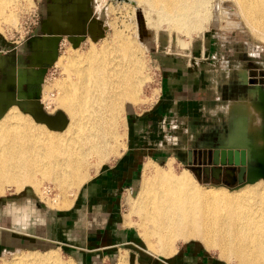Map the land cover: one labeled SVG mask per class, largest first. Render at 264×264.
<instances>
[{
  "label": "bare ground",
  "instance_id": "1",
  "mask_svg": "<svg viewBox=\"0 0 264 264\" xmlns=\"http://www.w3.org/2000/svg\"><path fill=\"white\" fill-rule=\"evenodd\" d=\"M137 1L139 6L144 4L156 11L157 20L167 23L172 35L202 33L203 23L211 19V0ZM230 1L244 27L264 44V0ZM10 2L0 0V18L9 19ZM27 2L20 9L29 8ZM142 13L148 24H155L157 20L143 8ZM127 35L117 36L112 44L93 46L87 56L68 49L59 59L68 73V81L61 85L64 97L60 104L70 117L64 131H52L45 123L36 124L16 110L0 119V195L11 188L19 192L25 185L40 187V179L54 185L62 205L69 208V196L76 195L91 177L89 171L97 172L107 159L119 155L127 137L123 130L124 105L137 102L142 87L150 80L145 51L132 34ZM258 92L251 86L242 92L239 103H231L230 112L238 114L235 119H239L240 131L237 129V146L232 140L226 147H243V133L252 127L254 136H249L255 140L248 139L252 144L246 149L256 153L263 149L264 132L257 121L258 114L263 116L256 100ZM173 164L171 160L163 169L152 161L148 163L139 194L133 200L132 213H143L137 220L138 234L150 253L170 257L177 251L178 241L199 240L208 251L219 249L227 261L264 264L262 180L229 192L222 187H203L187 169L178 175ZM22 255L9 264H63L53 251ZM127 261L124 254L118 264Z\"/></svg>",
  "mask_w": 264,
  "mask_h": 264
},
{
  "label": "rangeland",
  "instance_id": "2",
  "mask_svg": "<svg viewBox=\"0 0 264 264\" xmlns=\"http://www.w3.org/2000/svg\"><path fill=\"white\" fill-rule=\"evenodd\" d=\"M11 1L12 2H10V5L7 9L12 10V13L9 12L8 14L13 18L10 19L9 17L8 20L0 18L2 19L0 20V35L6 42H8L11 47H17L23 52V58L15 61L14 65L17 66L18 64L17 67H24L27 76H29V71H31V69L33 70L30 74L31 78L28 79V84L20 87V89L12 88V91L14 90V93L11 94L13 102L9 107L10 109H16V111H18L19 113L25 116H30L31 118H33L32 120L36 124L41 123L40 125L45 122L43 120H40L42 118L36 114V111H41L42 113L51 116L56 112H61L62 115H64V122L60 118L58 120L59 122L55 124H45L52 131H64L68 122L70 121V117L61 105L62 99L64 97V90L61 85L65 84V82L68 81L67 71H65L59 64V59L61 58V56H63L68 49L75 50L80 56H87L93 46H102L110 43L112 44L113 40H115L117 36H126L127 34L131 36L132 34L133 36L131 37H134L139 43L140 47L145 51V53L143 54V58L145 59L147 64L150 80L142 87L138 95L137 102L133 104L126 103L124 105L123 115L125 122L123 130L127 135V137H125V142H127V140L129 139V112L132 109H145L151 103H153L155 97L158 94L157 88L161 81V70L159 67V63L162 60L176 59L181 57L187 58L185 57V55L187 54L190 55L189 58L191 59V61L200 60L201 58L194 57H199L197 54V48L204 45L205 48H207V51L205 52V55L202 56V59L211 62L212 64H214V66H217L219 68L226 64V67L224 69L225 74H229L230 78L233 79L234 82L239 80L241 84L236 96L229 99V101H231L230 104L229 102L227 103L228 113L230 114L227 121L229 125L224 126L227 130L221 133L223 146H226L227 142H231L232 140V144H234L233 146H237L239 130L238 126L240 122L238 121L239 119H235L238 117V114L234 112L235 114L233 116V114L230 112V107L232 104L240 102L242 96L241 92L251 87L249 85H253L250 82L257 83L258 81L259 86L254 85V87H257V89L264 88V44L260 39L255 37L247 29V27H244L239 14L237 13L235 7L232 6L233 3H231L230 0H211V19L207 23H203L204 28L202 29V33H192L191 35L180 33L178 36L176 34L172 35L168 32L169 25H167V23L157 20L158 14L156 13V11L151 10V8L144 4L139 6L137 0H78L81 2V5H84L85 10L90 9L89 6L90 4L92 5V17L94 18L90 19V16H88L87 14L86 17L88 19L89 28L94 27V30L97 31L96 35L84 34L80 36L61 35V33H66L64 31H60V34H56L55 28L51 27L50 25V12L48 5L49 0H28L29 3L27 2V4H29L30 7L26 8L25 10L20 9L25 0ZM87 1L88 3H86ZM142 8L143 11L146 10L148 12L151 18L157 20L155 24L147 23L146 18L144 17V13H142ZM81 9L82 7H80V10ZM6 11L7 10H4L3 12L7 13ZM50 35H56V37ZM192 47L193 49H191ZM38 53H41V55H37ZM11 55L10 58H12ZM54 58L55 66L52 64ZM217 70L218 74L222 76L223 71L221 72V69ZM244 75H246L247 77L246 83L244 80ZM251 77L254 78L252 79ZM41 89L43 93V104L38 101ZM9 90L10 89H8V91ZM223 99L221 95V99L219 100L222 101ZM8 109L3 114H6L10 110ZM224 112L225 110L220 108L219 111H216L217 115H214L213 118L217 117L225 121L226 116ZM1 118L2 116L0 117V119ZM263 118L264 114L263 116L258 114L257 121L260 123L262 131L264 132ZM251 128L252 127H249V130H246L243 133L244 141L241 142L240 145L243 147L247 146L245 148L250 147V145L252 144L250 141L253 140L252 142H254L255 140V137H251L254 136L252 133H250ZM189 129L190 130H188V132L186 133L181 132V137L184 138L181 142H178L175 145L170 144L168 152L162 153L161 151H159L158 156H154L152 158L153 160H155L156 164L159 167L167 169V162L172 159L174 160L173 170L176 174L179 175L187 169L192 173L195 181L203 187H222L229 190V192L238 190L242 185L249 184H239L238 182L232 183L226 180L219 181L209 179V176L205 177L202 169L195 166L194 163L188 162L186 149L183 147L185 146V142L190 144L191 148H188V150H190L192 148H195V146L198 144V141L201 140V137L205 135V132L200 131L199 125L195 127H189ZM195 129L197 130L195 131ZM248 139L250 140L249 143L247 141ZM122 150L123 148L119 149L120 153L118 156H112L107 159L104 166L113 163L119 156H122L124 151ZM153 151L154 153L157 152V150ZM168 157H170V159H167ZM148 160L149 158L144 160V163L142 162L138 164L137 178L134 184L130 188H128L127 191L123 192L120 200V217L121 219H123L124 228L130 231L131 237L133 239L132 241L136 246L131 245L129 251L122 249L124 248V246H118L120 252H117V247L111 249L107 259L100 264H114V255L116 254V252L120 255L122 254V252H127V264H135L134 262H131V260H129L130 253L132 251L148 252V248L146 247L143 240H141V237L138 235V227H136L139 226L140 214L143 215V213H132L133 200L138 196V192L141 187L143 165ZM192 161H194V159ZM104 166H102L101 168H103ZM101 168H99L98 171H100ZM91 170L92 171H89L91 172L90 178L98 173V171L95 172L94 169ZM261 180L262 179L256 180L251 184H254ZM39 181L41 185L40 187L25 185V190L23 189L19 192H17L15 188L7 190L3 195H0V203L1 200H5V202L9 205L8 207L11 208L12 205H17V203L22 204V202L24 201L26 205L34 206L42 213H53L59 211L58 209H68V207H64L62 205V201L58 198V191L55 189L54 185L46 181H41L40 179ZM262 182L264 183L263 180ZM80 188L77 190L76 195L73 194L71 195V197L69 196V201H72V203H74ZM26 189H30L31 191H26ZM43 204L48 208L44 207ZM137 220L139 221L137 222ZM73 230V240H79L80 236L78 234H81V231L75 229ZM60 235L61 234L59 232L58 236ZM61 236L62 238H64L63 235ZM189 243L199 245L201 249L209 255L223 261L225 260V262H227L228 264L237 263V261L234 260H232V262L227 261V259L221 256V252L219 249H212L208 251L204 247V245H201L202 242L199 240L188 242L178 241L175 246L178 248ZM79 247L80 246L76 244H71L68 242L64 243L63 241H61L60 244L58 242L51 243L47 247L32 250H45L47 248L57 249L62 256V259L67 260L68 258H71L74 264H77L75 258L78 256L80 257L79 254L80 252H82ZM32 250L24 249L20 250V252H30ZM13 256L14 253L12 255L10 254V257L1 258L0 262L4 259H10ZM115 264H117V262Z\"/></svg>",
  "mask_w": 264,
  "mask_h": 264
},
{
  "label": "crops",
  "instance_id": "3",
  "mask_svg": "<svg viewBox=\"0 0 264 264\" xmlns=\"http://www.w3.org/2000/svg\"><path fill=\"white\" fill-rule=\"evenodd\" d=\"M80 1L49 0L50 25L55 28L56 34H60V31L66 32L61 35L69 36L97 34L94 27L89 28L86 17L88 15L90 19L94 18L92 5L90 4V9L85 10ZM80 7H82L81 10ZM206 51L207 48L204 45L197 48L199 57L194 58H201L200 60L191 61L190 55L187 54L185 55L187 58L162 60L159 63L161 81L157 88L158 94L153 103L145 109H132L129 112V139L125 142L122 156L109 165L104 166L105 163L98 173L84 183L70 208L58 209L59 211L53 213H42L34 206L26 205L24 201L22 204L17 203L9 208L5 200H1L0 256L4 251L39 249L51 243L60 244L61 241L80 246L79 249L82 250L80 257L75 258L77 264H100L107 259L111 249L117 247V252H120L118 246H124L122 249L129 251L131 245L135 244L130 231L124 228L123 219L120 217V200L123 192L134 184L138 164L144 163L147 158L149 160L145 162L143 169L151 161L156 163L152 158L158 156L159 151L168 152L170 144L175 145L184 139L181 137V132L186 133L190 130L189 127L199 125L200 131L205 132V135L201 137L195 148L190 149L193 151L192 160L194 159L191 163L203 169L212 164L209 159L210 150L220 141L221 133L227 130L224 126L229 125L227 121L230 114L227 103L229 99L236 96L241 84L239 80L234 82L229 74H225L226 64L219 68L203 60L202 56ZM22 53L21 49L11 47L0 35V115L2 117L9 111L16 110L10 109L3 114L13 102L12 88H16L13 82L14 71L18 66V62L17 66L14 62L23 58ZM54 61L55 58L53 65ZM217 69H221L224 76L219 75ZM31 71L27 76L23 68L22 81L25 85L28 78H31ZM221 95L222 99L224 98L222 101L219 100ZM220 108L225 110V121L217 117L213 118ZM183 147L186 153L188 148H191L187 142ZM153 150L157 152L154 153ZM231 173L229 172L230 175L234 174V172ZM224 174L225 172L219 176V181ZM209 179L217 180L210 175ZM28 190L31 191L26 189ZM73 229L81 231V234L76 233L80 236L79 240H73ZM59 232L64 238L61 235V237L58 236ZM51 251L58 254L63 264H74L71 258L62 259L59 251L53 248L30 252L17 251L16 255L2 260L0 264H9L15 256L18 257L21 254L31 256L47 252L49 254ZM117 252L114 255V264L119 263L122 255L127 256V252H122L121 255ZM149 252V250L148 252L132 251L129 260L135 264H228L214 258L203 251L199 245L192 243L178 247L170 257L153 255Z\"/></svg>",
  "mask_w": 264,
  "mask_h": 264
},
{
  "label": "water",
  "instance_id": "4",
  "mask_svg": "<svg viewBox=\"0 0 264 264\" xmlns=\"http://www.w3.org/2000/svg\"><path fill=\"white\" fill-rule=\"evenodd\" d=\"M53 37L56 36L54 35ZM250 83L259 86L255 82ZM256 98L264 114V88H259ZM36 114L48 125L59 122L60 118L63 122L65 120L61 112H56L52 116L46 115L41 111H36ZM192 155L193 151L187 150L188 162L192 161ZM209 159L212 164L202 169L205 176L211 175L213 178L218 179L225 172L231 178L232 183H253L259 179L264 181V146L260 153L250 152L243 147H225L223 146L222 138H220L218 144L210 150ZM229 168L237 169V172L230 175L228 172Z\"/></svg>",
  "mask_w": 264,
  "mask_h": 264
},
{
  "label": "flooded vegetation",
  "instance_id": "5",
  "mask_svg": "<svg viewBox=\"0 0 264 264\" xmlns=\"http://www.w3.org/2000/svg\"><path fill=\"white\" fill-rule=\"evenodd\" d=\"M64 41V40H63ZM23 68L24 67H22V66H20V67H17V69L14 71V80H13V82H14V84H15V87L17 88V89H20V87H22V86H25V84H24V81H22V75H23ZM249 77V76H248ZM250 78V77H249ZM248 78V79H249ZM252 79L254 78V77H251ZM29 79V78H28ZM26 84H28V80H27V82H26ZM257 84H258V81H257ZM249 86H254V85H249ZM248 86V87H249ZM263 86H264V83H263ZM15 88V89H16ZM243 92V91H242ZM31 96V95H30ZM240 96V95H239ZM238 96V97H239ZM38 97V96H37ZM39 99H38V101L41 103V104H43V93H42V89H41V91H40V96L38 97ZM238 99V98H237ZM233 101V100H232ZM230 102L231 101H229V104H230ZM229 106V105H228ZM47 107V106H46ZM10 109V108H9ZM8 109V110H9ZM227 110H228V108H227ZM228 172H230V174H232L231 172H237V169H235V170H233L232 168H229L228 169ZM211 176V175H210ZM212 177V176H211ZM221 179L220 180H226V181H228V182H231V178L230 177H228V175H226V173L224 174V176L223 177H220ZM218 180V179H217ZM21 249H16V250H13V251H4L3 252V254L0 256V259L1 258H6V257H10V254L12 255L13 253H14V255L17 253V251H20Z\"/></svg>",
  "mask_w": 264,
  "mask_h": 264
}]
</instances>
